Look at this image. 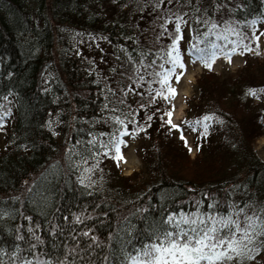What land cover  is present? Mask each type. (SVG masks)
I'll return each mask as SVG.
<instances>
[{"label": "trees", "instance_id": "obj_1", "mask_svg": "<svg viewBox=\"0 0 264 264\" xmlns=\"http://www.w3.org/2000/svg\"><path fill=\"white\" fill-rule=\"evenodd\" d=\"M156 2L0 0V249L27 247L16 239L21 234L28 239L29 221L21 213L32 218L33 226L40 225L37 234L45 243L37 250L62 254L64 244H75L69 234L72 227L78 235L87 225L105 243L126 217L143 229L144 222L132 215L139 209L147 208L144 215L149 219L159 218L161 207L195 211L192 203L201 200L202 210L209 211L211 200H204L205 195L218 201L224 212L229 203L250 202V213L264 207V162L254 151L255 140L264 134V58L244 52L245 65L230 77L212 72L216 59H227L224 54L210 67L202 63L204 72L187 102L186 118L192 128L195 125L194 159L164 123L165 99L150 103L147 84L137 89L143 97L125 96L120 90L130 83L123 73L144 59L142 52L148 53L147 62L172 43L160 27L167 0L159 8ZM197 2L220 24L264 22V0H218L226 7L217 11L215 0ZM174 27L167 25L169 32ZM242 31L248 37L255 32L252 26ZM243 43L258 51L251 39ZM231 48L229 44L226 52ZM241 50L242 45L236 48ZM159 87L152 84L153 89ZM121 111L135 114L133 123H127L131 115L123 118L130 135L141 141L138 151L146 177L134 183L114 169V159L100 155L80 164L78 155L88 154V141L94 137L106 140L103 134L121 127L112 119ZM206 116L211 119L205 121ZM84 168L92 171L85 173ZM37 192L48 198L47 207L40 197L33 198ZM81 214L91 219L75 224ZM53 225L64 235L53 237ZM78 239L81 248L88 242ZM56 244L60 247L54 248ZM106 252L95 249L101 256ZM250 264H264V252Z\"/></svg>", "mask_w": 264, "mask_h": 264}, {"label": "snow or ice", "instance_id": "obj_2", "mask_svg": "<svg viewBox=\"0 0 264 264\" xmlns=\"http://www.w3.org/2000/svg\"><path fill=\"white\" fill-rule=\"evenodd\" d=\"M173 4L175 7H167V5ZM161 5H164V0H157L156 7L159 8ZM167 5H165V13L159 17L164 21L160 25L163 29L161 35L167 33L172 43L162 48L154 55L153 59L147 62L145 59L148 53L142 52L141 56L144 59L134 61L136 66L123 73L130 81L120 89L125 96L135 93L143 97V92H137V89L147 84L150 103L157 97L175 100L177 89L172 86L171 80L175 77L177 84L181 82L186 71L185 56L190 63L199 61L204 66L210 67V62L220 54H224L230 60V53H236V48L241 45L240 54L244 52L259 54L257 49L243 43L245 40L251 39L257 46L259 45L260 37L255 32L251 37H248L242 31V28L246 26L254 27L256 21H246L244 24L225 21L220 24L208 13L207 9L199 6L197 0H167ZM186 6L188 11H182L181 9ZM224 7L226 5L215 0L213 11ZM168 23L175 25L171 32L168 31ZM184 26H187L194 35L189 41L190 46L182 52L178 45L184 40ZM202 29H206V31H202ZM231 37L236 39H231ZM229 44L232 45L230 53L226 52ZM128 59L133 60L131 56ZM142 69L143 71H141ZM152 84H159L160 87L153 89ZM250 94L256 95L255 92H250ZM119 103L123 104L124 100L121 99ZM105 107L108 106L105 105ZM140 107L143 108L144 105L141 104ZM110 110L117 111L115 108ZM174 111L173 108L164 113L168 117L164 123L170 125L171 129L181 131V139L184 140L183 130L172 121ZM126 115L133 117L127 123L134 122V113L125 114L121 111L120 116L112 117L113 121L121 127L115 128L110 134H103L107 136L106 140H98L94 137L88 141V144L91 145L86 149L88 154H78L80 164H87L89 159H95L100 155L114 159L118 166L121 161L127 162L121 153V145L127 147L122 138L130 135L125 118H123ZM148 119L151 120L152 117L150 116ZM210 119L211 117H204L205 121ZM195 123L200 124L201 121ZM193 130H195V125H193ZM206 132L207 125H205ZM185 143L187 144L186 140ZM189 151L191 152L192 149L189 148ZM91 171L92 168H84L85 173ZM85 178L82 174L81 184L84 183ZM36 197H40L42 206L47 207V197H44L40 192L33 194V198ZM204 200H211L207 204L209 211L202 210L203 201L201 200L192 203L191 206L195 208V211H185L183 208L179 211H169L165 207H161L159 218L149 219L147 215H144L149 210L147 208L139 209L132 215L144 222V228L138 229L137 225L126 217L116 230L110 233L107 243L99 241L95 235H92L93 230L87 225L84 230L78 232V235L76 234L77 229L72 227L69 229V234L75 244L71 247L64 244L62 254L38 251V246L45 243L37 234L40 225L36 223L33 226L32 218L21 213L23 219L29 221V226L26 229L28 239L26 240L22 234L18 235L16 239L24 241L27 247L17 244L11 252L0 249V264H80L81 261H84V264H250L255 261L261 252H264V207L250 213L248 209L253 208L250 202H246L243 206L229 203L228 211L224 212L218 207V201L207 195L204 196ZM0 215H3V209H0ZM86 219H91V217H84L83 214L76 215L74 222L75 224H84ZM48 223L52 224V221H48ZM50 232L53 237L64 235L63 230L55 225L51 227ZM78 236L88 239L83 248L80 247L81 241ZM53 247L59 248L60 245L56 244ZM96 248L107 249V252L102 256L98 255L95 253ZM93 256H95L94 259Z\"/></svg>", "mask_w": 264, "mask_h": 264}, {"label": "rangeland", "instance_id": "obj_3", "mask_svg": "<svg viewBox=\"0 0 264 264\" xmlns=\"http://www.w3.org/2000/svg\"><path fill=\"white\" fill-rule=\"evenodd\" d=\"M254 31L255 34L260 37L259 45L257 46L259 56L261 58H264V35H261V33H264V22L260 20L256 21ZM183 36L184 40L181 41L178 45L182 52L189 47V41L192 39L191 33L187 26L183 28ZM240 53V51L231 53L230 60L224 59L223 57H219L218 59H216L215 63L212 66V72L224 77L236 76L245 65V61L248 59L245 53ZM252 54L253 52H251L249 55ZM184 60L186 62V71L184 76L181 78V82L177 84L175 82V77H173L171 80L172 86L177 89L176 98L175 100H166V102L168 103V111L172 110L173 108L175 109V111L173 112L172 121L173 123L179 125V128L183 130V136L185 138L183 141L186 140V146L192 149L190 155L191 159H194L196 154L193 145L195 132L192 128V125L186 118L188 109L187 102L192 97L195 82L204 72V69L202 68L199 61H197L196 63H190L188 62L187 56L184 57ZM173 130L175 136L181 139V131L176 129ZM123 140L127 144V147L122 144L121 153L126 158L127 162L125 163L121 161L118 166L117 162L114 161L113 167L114 169L120 171L122 176L131 177L133 183L134 181H141L142 178L145 179L144 177H146V174L144 175L142 171L143 165L139 157L140 150L138 151L139 147L141 146V141L138 137H135L133 135L125 136ZM3 143L4 133L0 130V146H2ZM254 151L259 159L264 162V134L255 140ZM135 174H138V176L134 177L133 175Z\"/></svg>", "mask_w": 264, "mask_h": 264}]
</instances>
